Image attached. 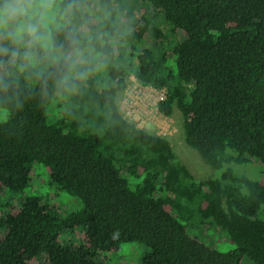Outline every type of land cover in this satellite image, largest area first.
Here are the masks:
<instances>
[{
	"label": "trees",
	"instance_id": "trees-1",
	"mask_svg": "<svg viewBox=\"0 0 264 264\" xmlns=\"http://www.w3.org/2000/svg\"><path fill=\"white\" fill-rule=\"evenodd\" d=\"M138 1L131 21L128 0H109L120 43L76 91L21 76L0 93V264H103L129 243L148 248L142 264H264V180H196L120 110L134 77L166 90L159 111L180 112L212 169L264 164V0ZM38 165L81 207L26 195Z\"/></svg>",
	"mask_w": 264,
	"mask_h": 264
},
{
	"label": "clouds",
	"instance_id": "clouds-1",
	"mask_svg": "<svg viewBox=\"0 0 264 264\" xmlns=\"http://www.w3.org/2000/svg\"><path fill=\"white\" fill-rule=\"evenodd\" d=\"M109 0H0V93L24 77L74 92L107 66L120 43Z\"/></svg>",
	"mask_w": 264,
	"mask_h": 264
},
{
	"label": "rangeland",
	"instance_id": "rangeland-1",
	"mask_svg": "<svg viewBox=\"0 0 264 264\" xmlns=\"http://www.w3.org/2000/svg\"><path fill=\"white\" fill-rule=\"evenodd\" d=\"M124 8L131 12V21H134L141 11L142 3H139L138 0H128V4H125ZM123 16L124 14L121 15V17ZM121 100L120 110L122 112ZM7 116V111L0 109V123L6 121ZM169 119L172 121L170 122L171 126L166 130V138L171 142L178 159L189 169L196 180L220 179L222 174L228 169L237 177L246 176L253 180H264V164L256 160L246 165H227L219 171L212 169L204 162L195 149L186 144L183 131V118L180 112L175 109L172 117ZM146 130L153 133L156 132L157 134L159 132L153 125H148ZM33 181V188L27 189L26 195L41 197L50 207L55 209L60 208L64 212L81 207V204L77 200L65 193H58L55 187L49 185V175L43 166L38 165L35 167ZM19 196L12 195L11 198H18ZM262 217L264 218V211H262ZM217 233L220 235V232ZM220 238L226 240L223 234H221ZM74 240H77V238L74 237ZM226 249L224 248V250ZM147 253L148 248L144 244H123L119 251L103 256L102 262L103 264H142ZM44 262L45 259H38L35 264H44Z\"/></svg>",
	"mask_w": 264,
	"mask_h": 264
},
{
	"label": "built area",
	"instance_id": "built-area-1",
	"mask_svg": "<svg viewBox=\"0 0 264 264\" xmlns=\"http://www.w3.org/2000/svg\"><path fill=\"white\" fill-rule=\"evenodd\" d=\"M165 98V89L143 86L131 77L121 98L123 117L135 122L142 129L153 125L159 130L158 134L155 132L158 136L167 137L166 130L171 126L172 120L159 111V104Z\"/></svg>",
	"mask_w": 264,
	"mask_h": 264
}]
</instances>
